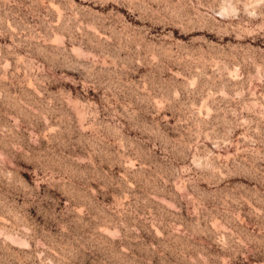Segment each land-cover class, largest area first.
Listing matches in <instances>:
<instances>
[{
    "label": "rangeland",
    "instance_id": "rangeland-1",
    "mask_svg": "<svg viewBox=\"0 0 264 264\" xmlns=\"http://www.w3.org/2000/svg\"><path fill=\"white\" fill-rule=\"evenodd\" d=\"M0 264H264V0H0Z\"/></svg>",
    "mask_w": 264,
    "mask_h": 264
}]
</instances>
